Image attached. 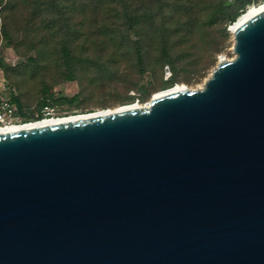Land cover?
<instances>
[{"label":"water","instance_id":"95a60500","mask_svg":"<svg viewBox=\"0 0 264 264\" xmlns=\"http://www.w3.org/2000/svg\"><path fill=\"white\" fill-rule=\"evenodd\" d=\"M230 52L201 89L0 129V264H264V13Z\"/></svg>","mask_w":264,"mask_h":264},{"label":"rangeland","instance_id":"374dc122","mask_svg":"<svg viewBox=\"0 0 264 264\" xmlns=\"http://www.w3.org/2000/svg\"><path fill=\"white\" fill-rule=\"evenodd\" d=\"M221 2L237 18L253 4L0 0V77L29 122L43 114L65 117L145 105L176 85L197 89L220 57L231 59L234 23L217 14ZM124 12L140 18L132 29ZM62 46L74 59L70 65Z\"/></svg>","mask_w":264,"mask_h":264},{"label":"bare ground","instance_id":"6f19581e","mask_svg":"<svg viewBox=\"0 0 264 264\" xmlns=\"http://www.w3.org/2000/svg\"><path fill=\"white\" fill-rule=\"evenodd\" d=\"M262 13H264V2H261V3L257 4V5H249V6H247L246 11L243 12V14H241L240 16H238L237 20L231 26V28H230L231 31L233 32V30L235 28V25L243 23V21H245V20H248V19H251V18L253 19V18L257 17L258 15H260ZM222 60L230 61L231 59L228 60L225 57H220L218 62H221ZM180 88H182V90H185V91H195V90L201 89L202 87L198 86L197 89H193L192 90V89H187V88H183L181 86L176 85V86L171 87L170 89H168V90H166L164 92H159V93L155 94L151 98V100L154 99V98L166 95L168 93L174 92V90H177V89H180ZM151 100H150V102H151ZM148 105H149V103H146L145 105L133 104V105L123 106V107L115 108V109H121V108L132 107V106H137L138 108H140V107L148 106ZM115 109H111V110H115ZM104 111L105 110H100V111H96V112H93V113H99V112H104ZM93 113H88V114H93ZM88 114H82V115H88ZM82 115H71V116H82ZM65 118H70V116L42 118V119H39V120H36V121H33V122H29L28 121L26 123H22V124H19V125H9V126L5 125V126L0 127V129H5V128L11 129V128H16V127L32 125V124H35L37 122L43 123V122L54 121V120L65 119Z\"/></svg>","mask_w":264,"mask_h":264},{"label":"trees","instance_id":"16d2710c","mask_svg":"<svg viewBox=\"0 0 264 264\" xmlns=\"http://www.w3.org/2000/svg\"><path fill=\"white\" fill-rule=\"evenodd\" d=\"M7 1L15 2L16 0H7ZM37 1H41V0H34L36 5L38 4ZM255 1H257V0H236V2H238L241 6L244 4H248L249 2L254 3ZM225 3L221 2L219 4V6L217 8V10H218L217 14L220 17L228 20L230 23H234L237 19L238 14L236 12L230 13L233 8L229 7V6H225ZM38 10H39V7L37 6L35 8V10H33V13L36 14ZM123 19H125V24L127 25V27L129 29H132L134 27V25H137L138 22L140 21V18H137V17L133 16L132 14H127L126 12L123 13ZM60 53H61V55H63V58L68 65H70L73 62L74 59L72 57H70V55H68V52L64 46L61 47ZM12 102L17 107L18 115L21 117L23 122L24 123L28 122V121H24L25 114L23 112V109L21 108V106L19 105V103L17 102V100L13 96H12ZM44 105H48V104H44ZM39 119H41V115L35 116L34 118H32V120L30 122H33V121L39 120Z\"/></svg>","mask_w":264,"mask_h":264},{"label":"built area","instance_id":"2783aa9c","mask_svg":"<svg viewBox=\"0 0 264 264\" xmlns=\"http://www.w3.org/2000/svg\"><path fill=\"white\" fill-rule=\"evenodd\" d=\"M251 5H254V3ZM11 93L12 92L6 88L4 83L0 85V127L5 125H19L23 122L21 117L18 115L17 107L12 102ZM48 116V114H43L41 119L47 118Z\"/></svg>","mask_w":264,"mask_h":264},{"label":"crops","instance_id":"0c3cea01","mask_svg":"<svg viewBox=\"0 0 264 264\" xmlns=\"http://www.w3.org/2000/svg\"><path fill=\"white\" fill-rule=\"evenodd\" d=\"M0 74H1V71H0ZM0 76H2V75H0ZM3 80H4V79H2V77H0V85L3 84Z\"/></svg>","mask_w":264,"mask_h":264}]
</instances>
